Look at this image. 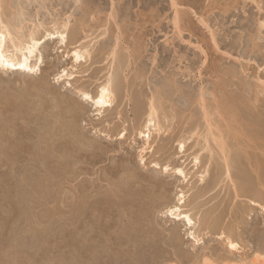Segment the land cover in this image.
I'll return each instance as SVG.
<instances>
[{"label": "rangeland", "instance_id": "1", "mask_svg": "<svg viewBox=\"0 0 264 264\" xmlns=\"http://www.w3.org/2000/svg\"><path fill=\"white\" fill-rule=\"evenodd\" d=\"M35 2L0 4L8 45L34 36L41 57L35 73L0 67V156L16 162L2 170L10 177L0 174V264H114L124 255L125 264H264V0ZM63 24L66 43L47 36ZM76 49L91 54L76 62ZM111 77L108 109L82 98ZM152 98L158 125L148 140L138 130ZM174 206L195 225L174 218ZM83 213L95 218L85 232ZM89 233L99 241L80 258L76 235Z\"/></svg>", "mask_w": 264, "mask_h": 264}, {"label": "bare ground", "instance_id": "2", "mask_svg": "<svg viewBox=\"0 0 264 264\" xmlns=\"http://www.w3.org/2000/svg\"><path fill=\"white\" fill-rule=\"evenodd\" d=\"M31 1V0H30ZM34 1V0H33ZM36 2H37V0H35ZM39 1V0H38ZM42 1V0H41ZM48 1V0H47ZM49 1H51V0H49ZM56 1V0H55ZM69 1H71V0H68V2ZM73 1V0H72ZM75 1V0H74ZM0 2H1V0H0ZM2 2H3V0H2ZM1 2V3H2ZM35 2V3H36ZM44 2H46V1H44ZM58 2V1H57ZM60 2V1H59ZM176 2V1H175ZM0 3V4H1ZM8 3V2H7ZM32 3V2H31ZM37 3H39V2H37ZM63 3H66V2H63ZM73 4H74V2H72ZM71 3V4H72ZM82 3V2H81ZM80 3V4H81ZM41 4H42V2H41ZM55 4H57V3H55ZM68 4L69 3H67V6H68ZM3 5V4H2ZM14 5H16L15 3H14ZM13 5V6H14ZM19 5V4H18ZM45 5V4H44ZM6 6V5H5ZM4 6V7H5ZM41 6V5H40ZM63 6V5H62ZM78 6H81V5H78ZM174 6V5H173ZM1 7V6H0ZM16 7V6H15ZM22 7V6H21ZM29 7V6H28ZM64 7H66V6H64ZM70 7V6H69ZM82 7V6H81ZM86 7H87V3H86ZM10 8V7H9ZM8 8V9H9ZM90 8V7H89ZM7 9V8H6ZM91 9H92V7H91ZM4 10V9H3ZM86 10V9H85ZM90 11V10H89ZM83 12V11H82ZM86 12H88V11H86ZM178 12V11H177ZM6 13V12H5ZM17 13L20 15H25L24 13L25 12H19V11H17ZM86 14V13H85ZM177 14V13H176ZM27 15H29V14H27ZM10 17V16H9ZM19 17V16H18ZM17 17V18H18ZM176 17V16H175ZM81 18H83V17H81ZM15 19V18H14ZM19 19V18H18ZM178 20V17L177 18H175V20ZM9 20V19H8ZM20 20V19H19ZM176 20V21H177ZM5 21V20H4ZM201 21H203L202 19H201ZM12 22V21H11ZM1 23H3V20H2V22ZM19 23V22H18ZM3 24H6V23H3ZM205 24V23H204ZM16 25V24H15ZM14 25V26H15ZM64 25V24H63ZM177 25V24H176ZM3 26V25H2ZM11 27H13V26H11ZM62 27H64V30L62 29V30H59V29H57V30H55L53 33H51V32H48L47 33V36H50V35H56V34H58V37L61 39V42L62 43H66V41H67V38L69 37V33L67 32V28H68V25L67 24H65L64 26H62ZM177 27V26H176ZM16 29H18V27H15ZM14 29V28H13ZM14 32V31H13ZM72 32V31H71ZM18 33V32H17ZM36 33V32H35ZM35 33H32V34H35ZM77 33V32H76ZM75 33V34H76ZM15 34V33H14ZM72 34V33H71ZM12 35H13V33H12V28L10 29L7 25H4L1 29H0V57H2V60H0V67L2 68V70H22V71H25V72H30V73H35V72H37V67L40 65V63H39V61H41V57H38V55L36 54V48H35V44H34V42H37V39H35L36 37H34V36H32V38H31V42H25V43H23L22 44V41H20L19 43H15L14 42V39H12L13 40V45L10 47L9 45H8V41L10 40V38L12 37ZM54 35V36H55ZM73 35V34H72ZM76 36V35H75ZM17 37H18V35H17ZM21 37V36H20ZM57 37V38H58ZM72 38H73V36H72ZM104 43V42H103ZM105 44H106V42H105ZM86 48H88V47H86ZM91 50H89V49H86L85 51H83L82 52V50L81 49H76L75 51H74V53H73V55H74V57H75V61L76 62H79V61H81V60H85V59H87V57H89L90 56V54H91V52H90ZM102 51H103V49H102ZM102 53V52H101ZM33 59H35L36 60V63L34 64V65H32V60ZM22 65V66H21ZM114 78V77H113ZM176 80H177V78H176ZM176 80H174V81H176ZM114 80L112 79V77L109 79V80H107V82L106 83H104L103 85L101 84V86H100V88H99V91H98V93H97V96L96 97H93L89 92H87V93H83V97L82 98H85V99H88V100H90V99H95V101H96V103H97V105L100 107V108H107V107H109V106H112L113 105V102H114V100H115V86H114V82H113ZM173 81V82H174ZM179 81V80H178ZM177 82V81H176ZM118 84V83H117ZM165 84V83H164ZM176 84H178V83H176ZM119 85H121V84H119ZM171 85V84H170ZM173 85H175V83L173 84ZM172 85V86H173ZM178 86V85H177ZM176 88V87H175ZM178 88H180V87H178ZM178 88H176V89H178ZM174 89V88H173ZM182 91V90H181ZM84 92H86V91H84ZM171 92H173V90L171 91ZM179 92H180V90H179ZM160 93V92H159ZM182 93H184V91L182 92ZM216 93V92H215ZM214 93V94H215ZM117 94V93H116ZM174 94H175V91H174ZM213 94V95H214ZM217 94V93H216ZM182 95V94H181ZM186 95V94H185ZM221 96V95H220ZM219 96V97H220ZM87 97V98H86ZM181 97V96H180ZM217 97H218V95H217ZM222 97V96H221ZM183 98V97H182ZM170 99H171V97H170ZM173 99V98H172ZM184 99H186V98H184ZM221 99V98H220ZM219 99V100H220ZM156 100V99H155ZM155 100H154V98H152L151 99V102H150V107H149V112H148V116H147V119H146V121H145V124H144V126H143V128L145 129H142L141 128V130H138L139 131V134L140 135H142V136H144V137H146L148 140L150 139V137H151V131H152V126L154 127V126H157L158 124H156V102H155ZM159 99H157V101H158ZM161 100V99H160ZM188 101V100H187ZM160 102V101H159ZM217 102V101H216ZM181 103V102H180ZM160 104V103H159ZM183 105V104H182ZM158 106H160V105H157V107ZM188 106V105H187ZM220 106V105H219ZM221 107V106H220ZM223 107V106H222ZM108 109V108H107ZM104 110H106V109H104ZM139 114V113H138ZM140 114H141V112H140ZM144 114H145V112H144ZM143 114V115H144ZM146 114H147V111H146ZM134 115H136V114H134ZM141 117H142V115H141ZM136 118V117H135ZM138 118H139V116H138ZM141 119V118H140ZM257 119V118H256ZM135 120H137V119H135ZM140 122V121H139ZM158 122V121H157ZM209 122V121H208ZM158 123H160V121L158 122ZM260 123H262V122H260ZM259 123V124H260ZM137 124H138V122H137ZM141 124V123H140ZM256 124V123H255ZM134 125V124H133ZM160 125V124H159ZM208 125H209V123H208ZM263 125V124H262ZM259 126V125H258ZM257 126V127H258ZM136 127V126H135ZM140 127H141V125H140ZM209 127V126H208ZM211 128V127H210ZM260 128V127H259ZM138 129V128H137ZM134 130H136V129H134ZM259 130V129H258ZM137 131V132H138ZM123 134V133H122ZM213 135V134H212ZM255 135V134H254ZM27 136V135H26ZM213 137H215V136H213ZM212 137V138H213ZM254 138V137H253ZM257 138V137H256ZM259 138H260V136L257 138L258 140H259ZM217 139V138H216ZM216 139H213V140H216ZM207 140V139H206ZM257 140V141H258ZM261 140V139H260ZM183 140H181V142H179L180 143V148H181V150H185L186 149V143L185 142H182ZM218 141L220 142V139H218ZM253 141H254V139H253ZM11 142V141H10ZM13 142V141H12ZM207 142V141H206ZM219 142H215V143H219ZM223 142V141H222ZM14 143V142H13ZM225 143V142H224ZM224 143L222 144V147L224 146ZM256 143V142H255ZM259 143V142H258ZM263 143V142H262ZM220 144V143H219ZM240 144V143H239ZM248 144V143H247ZM251 144H253V143H251ZM12 145V144H11ZM10 145V147H12ZM241 145V144H240ZM220 146H221V144H220ZM241 146H243V145H241ZM254 146V145H253ZM257 146H259V145H257ZM262 147V146H261ZM260 147V148H261ZM258 148V147H257ZM264 148V147H263ZM255 149V148H254ZM2 150V149H1ZM243 150V149H242ZM252 150H253V148H252ZM259 150V149H258ZM257 150V151H258ZM261 150V149H260ZM182 151V152H183ZM246 151V150H245ZM3 152V151H2ZM7 152V151H6ZM227 152V151H226ZM240 152V151H239ZM251 152V151H250ZM254 153H256L255 152V150L253 151ZM1 153V152H0ZM5 153V152H4ZM12 153V152H11ZM245 153V152H244ZM243 153V154H244ZM262 153V152H261ZM5 154H7V153H5ZM224 156H225V161L224 162H226L225 164H226V167L225 168H227V170H228V174H230V168L232 167V164H231V161H230V156H229V153L227 154V153H225V151H224ZM242 154V155H243ZM247 154H249V153H247ZM252 154V153H251ZM1 155H4V154H2L1 153ZM8 155V154H7ZM11 155H13V154H11ZM222 155V154H221ZM245 155V154H244ZM263 156H264V154H262ZM9 156H10V154H9ZM8 156V157H9ZM223 156V155H222ZM239 156V155H238ZM255 156H257V155H255ZM1 158H0V174H2V176L3 175H5L6 173V171L4 170L3 172H2V170L3 169H5V168H7V169H11V171H13V168H14V163H16V162H14L13 161V159H11V158H2L3 156H0ZM12 157V156H11ZM234 157V156H233ZM249 157V159L251 160V158H250V156H248ZM243 158V157H242ZM257 158H258V156H257ZM19 159V158H18ZM254 159H256V158H254ZM263 159H264V157H263ZM24 160H25V158H24ZM199 160V158L197 157L196 158V160H195V162H196V164L197 163H200L201 162V160H200V162L198 161ZM262 161V160H261ZM235 162V161H234ZM239 162V161H238ZM246 162V161H245ZM256 161H254L253 163H250L249 162V160H248V168H249V165L251 164V165H253V167H255V169L256 170H261V167H260V165L258 166V164L259 163H255ZM258 162V161H257ZM236 163V162H235ZM199 165V164H198ZM241 165H243V164H241ZM17 166V165H16ZM41 166V165H40ZM264 166V165H263ZM19 167V166H18ZM233 167H234V165H233ZM252 167V168H253ZM258 168V169H257ZM169 169V167L168 166H166L165 167V171H167ZM252 170V169H251ZM264 170V169H263ZM169 171V170H168ZM253 171V170H252ZM177 172L178 173H180V174H183L185 177H187V175H185V172H184V170L182 169V168H178L177 169ZM23 173V172H22ZM254 173V172H253ZM252 173V174H253ZM6 175H9V176H6V177H10L11 176V173H7ZM23 175V174H22ZM21 175V176H22ZM254 175H256V174H254ZM257 175H259L258 173H257ZM261 175V174H260ZM15 177V176H14ZM13 177V178H14ZM2 178V177H1ZM246 178H247V176H246ZM257 178H258V180L257 181H261V178L260 177H258L257 176ZM11 179H12V177H11ZM244 179H245V177H244ZM13 180V179H12ZM11 180V181H12ZM246 181H248V180H246ZM251 181V180H250ZM262 181H264L263 180V178H262ZM241 182H242V180H241ZM9 183H10V181H9ZM261 185V184H260ZM36 186V185H35ZM33 187V186H32ZM247 188H249L248 186H246ZM261 187H262V185H261ZM37 189V188H36ZM245 189V188H244ZM27 190V189H26ZM31 190V189H30ZM37 190H39V189H37ZM246 190V189H245ZM248 190H250V189H248ZM262 190V189H261ZM20 191V190H19ZM244 191V190H243ZM21 192V191H20ZM28 192V191H27ZM37 192V191H36ZM245 192V191H244ZM251 192V191H250ZM260 192H262V191H260ZM23 193H24V191H23ZM29 193V192H28ZM32 193V192H31ZM245 194H247V193H245ZM256 194V193H255ZM28 195V194H27ZM262 195V194H261ZM255 196V195H254ZM185 197V195L182 193L181 194V198H180V200H181V202H184V200H183V198ZM81 198H83L82 196H81ZM96 198V197H95ZM108 198V197H107ZM94 199V198H93ZM81 201H83V200H81ZM89 202V201H88ZM81 203V202H80ZM90 203V202H89ZM255 203H257V202H255V201H252V204H255ZM99 205V204H98ZM106 204H104V206H105ZM109 205V204H108ZM86 206V205H85ZM101 206V205H100ZM113 207V206H112ZM82 208V207H81ZM89 208V207H88ZM93 208V207H92ZM91 208V209H92ZM110 208H111V206H110ZM109 208V209H110ZM112 209V208H111ZM79 210H80V208H79ZM83 210V209H82ZM107 210H108V208H107ZM106 210V212L105 213H103V214H101L100 213V217H98L97 215V213H96V216L98 217V218H101V219H103V223L105 224V228L107 227V225H109V223H111V221L109 220H106V219H104V218H106V217H110V210H109V212ZM103 211V210H102ZM168 211H169V213L171 214V215H173L174 216V218H176L177 220H182L183 222H185V224L186 225H188V227H193V225H195V221L193 220V218L191 217V215L189 214V213H181V207L180 206H174L173 208H169L168 209ZM82 212V211H81ZM97 212V211H96ZM80 213V212H79ZM81 214V213H80ZM88 215H84V213H83V215H81L80 216V220L78 221L80 224V226H79V228H80V231H82L83 232V223H84V220L86 219V218H88L89 220H91V221H93L95 218H94V215H92V214H89V213H87ZM112 215V214H111ZM244 217V216H243ZM246 218V217H245ZM109 219H111V218H109ZM243 219V218H242ZM78 220V219H77ZM112 220H113V218H112ZM244 220V219H243ZM102 221V220H101ZM120 221H121V219H120ZM242 221V220H241ZM97 222H98V220H97ZM100 222V221H99ZM116 222H117V220H116ZM87 223V222H86ZM85 223V225L87 226V224ZM89 223V222H88ZM95 223H96V221H95ZM118 223V222H117ZM94 224V223H93ZM99 224V223H98ZM101 224H102V222H101ZM103 224V225H104ZM119 224V223H118ZM121 224H122V222H121ZM96 225V224H95ZM206 225V224H205ZM76 226H78V225H76ZM90 226V225H89ZM89 226H88V228H89ZM121 226V225H120ZM97 227V226H96ZM98 227H99V225H98ZM117 227H119L118 225H117ZM123 227V226H122ZM77 228V227H76ZM86 228V227H85ZM85 228H84V232H85ZM94 228V227H93ZM104 228V227H103ZM110 228V227H109ZM121 228V227H120ZM100 229V228H99ZM115 229H117V228H115ZM87 230V229H86ZM101 230H103V229H101ZM107 230V229H106ZM110 230V229H109ZM79 231V230H78ZM79 231V232H80ZM88 231V230H87ZM90 231H91V229H90ZM89 231V232H90ZM93 231V230H92ZM224 231V230H223ZM227 231V230H226ZM81 232V233H82ZM98 232V231H97ZM106 232V231H105ZM117 232V235H118V230L116 231ZM230 232V231H229ZM81 233H79V234H81ZM104 233V232H103ZM102 233V234H103ZM121 233V232H120ZM77 234V233H76ZM86 234V233H85ZM114 234V233H113ZM123 234H125V233H123ZM223 234H224V232H223ZM236 234V233H235ZM105 235V234H104ZM104 235H102V236H104ZM121 235V234H120ZM233 235V234H232ZM76 236H80L79 238H77V242H75V243H77V244H74V245H77V248H78V251H79V257L80 258H82V257H84L85 256V254H86V252H85V249H86V243H87V246H88V253L90 252V250H91V253H92V255H93V251H92V247L95 245V241H96V243H97V241H99L98 239H99V236H98V234L96 235L95 233H89V235H87V237H85V235H76ZM102 236H101V238H102ZM122 236V235H121ZM221 236H223V235H221ZM226 237H228L227 235H225ZM261 236V235H260ZM85 237V238H84ZM106 236H104V238H105ZM110 237V236H109ZM75 238V239H76ZM107 238H108V236H107ZM107 238H106V240H107ZM111 238H112V232H111ZM116 238V237H115ZM234 238V237H233ZM231 236L230 237H228V245L230 246V248L232 249V250H237L238 248H239V243L238 242H236V241H234V239H233ZM259 239H261V238H259ZM111 240H113V238L111 239ZM111 240H108V241H111ZM129 240V239H128ZM104 241V240H103ZM115 241V240H114ZM113 241V242H114ZM263 241V240H262ZM116 242V241H115ZM124 242V241H123ZM122 242V243H123ZM129 242V241H128ZM137 242V241H136ZM102 243V242H101ZM107 243V245H108V243H111V242H106ZM122 243H121V245H122ZM130 243V242H129ZM263 243V242H262ZM104 244V243H103ZM120 244V243H119ZM125 244H126V242H125ZM97 245H102V244H97ZM136 245V244H135ZM142 245V244H141ZM263 245V244H262ZM103 246V245H102ZM117 246V245H116ZM138 246H139V244H138ZM137 246V247H138ZM107 247H109V246H107ZM122 247H124V246H122ZM122 247L120 248V249H122ZM259 247H262V246H259ZM76 248V249H77ZM98 248V247H97ZM100 248H102V247H99V249ZM110 248H111V246H110ZM132 248V247H131ZM136 247H134V249H135ZM141 248V247H140ZM229 248V249H230ZM96 249V248H95ZM95 249H93V250H95ZM108 249V248H107ZM126 249V248H125ZM97 250V249H96ZM116 250V249H115ZM239 250V249H238ZM261 250H263V249H261ZM77 251V250H76ZM120 252V251H119ZM119 252H117L118 253V255H119ZM124 252V251H123ZM259 252V251H258ZM97 254H99V253H97ZM121 254V253H120ZM86 255H88V254H86ZM96 255V254H95ZM115 255V254H114ZM257 256H261L260 255V253H257L256 254ZM97 256V255H96ZM101 256H102V254H101ZM116 256V255H115ZM92 257H94V256H92ZM124 257H125V255H124ZM124 257H122V256H119V257H117V259L115 260L116 261V263H114V264H125L124 263V259L126 260V257H128V256H126L125 258ZM203 257V256H202ZM263 257V256H262ZM87 258V257H86ZM96 258V257H95ZM124 258V259H123ZM204 258V257H203ZM261 258V257H260ZM259 258V259H260ZM85 259V258H84ZM91 259H93V258H91ZM99 259V258H98ZM195 259V258H194ZM198 259V258H197ZM207 258H205L203 261H202V263H200V262H198V263H196V264H210V261L209 260H206ZM256 259L258 260V258L256 257ZM256 259L255 260H253L254 262L256 261ZM81 260V259H80ZM112 260V259H111ZM114 260V259H113ZM105 261V260H104ZM193 261V260H192ZM194 262H195V260H194ZM194 262H193V264H194ZM106 263V262H105ZM245 263V262H244ZM113 264V263H112ZM237 264V263H236Z\"/></svg>", "mask_w": 264, "mask_h": 264}, {"label": "snow or ice", "instance_id": "3", "mask_svg": "<svg viewBox=\"0 0 264 264\" xmlns=\"http://www.w3.org/2000/svg\"><path fill=\"white\" fill-rule=\"evenodd\" d=\"M0 60H2V57H0ZM22 66V65H21ZM87 98V97H86Z\"/></svg>", "mask_w": 264, "mask_h": 264}]
</instances>
